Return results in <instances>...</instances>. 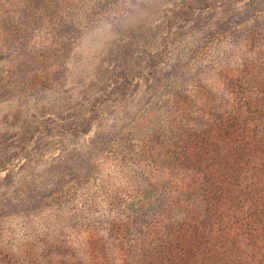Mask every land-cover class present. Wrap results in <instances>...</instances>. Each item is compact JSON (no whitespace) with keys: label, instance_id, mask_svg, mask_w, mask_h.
<instances>
[{"label":"rangeland","instance_id":"rangeland-1","mask_svg":"<svg viewBox=\"0 0 264 264\" xmlns=\"http://www.w3.org/2000/svg\"><path fill=\"white\" fill-rule=\"evenodd\" d=\"M255 105L264 0H0V264H264Z\"/></svg>","mask_w":264,"mask_h":264},{"label":"trees","instance_id":"trees-1","mask_svg":"<svg viewBox=\"0 0 264 264\" xmlns=\"http://www.w3.org/2000/svg\"><path fill=\"white\" fill-rule=\"evenodd\" d=\"M255 109L256 111L250 112L249 111V115L245 116L244 120H245V124L247 125H253L254 122L259 124L257 125L260 129V137L259 138H255L252 139L251 135V131H249L248 126H243L242 127V135L244 137V140L246 141L247 144V148L250 150V152L253 153V156L255 157V159H260L261 155H264V114H262L261 112L257 111L260 109V106L255 105ZM238 118H242L241 115ZM244 154V153H242ZM241 153L237 154L239 159H243L240 156H242ZM234 157V155H232ZM244 156L246 157L247 155L244 154ZM235 169L230 166L228 169V173L225 174L226 176H222L223 178H220L218 180H216L215 176L212 175V178L210 179L209 175H208V180L204 183V190H205V196L208 199V202H210L211 200H216L219 201V203L222 201L224 190L223 188H227L226 183L234 186L236 185V182L238 181L237 176L234 174L236 171H234ZM234 180V181H233ZM211 181V182H210ZM210 183L209 185L207 184ZM225 202V201H224ZM218 206V205H217ZM216 206V207H217ZM213 208V207H212ZM217 208H221L220 206H218ZM221 209H216V210H212V214L213 216L218 213ZM211 211L210 207H207L205 210V216L202 219V222L205 224V222L208 220L209 215L211 213H209ZM222 215H225L224 211L222 210L220 212ZM220 213H219V217H220ZM263 212H261L262 214ZM211 214V215H212ZM260 214V215H261ZM198 220V218H196ZM191 221V222H189ZM198 222L195 220L190 219L188 216L184 217L183 219H180L178 221V224H176L179 229V232L184 231L183 232V236L184 238L187 235V229H189L190 227H192L194 224H197ZM203 225V224H202ZM195 226V225H194ZM186 231V232H185ZM189 243V242H188ZM189 245V244H188ZM142 250V256L139 258L137 256H133L132 259H138V264H174V261H172L170 263L169 259H176L175 263L177 264H187L190 259L192 258L191 255H189L188 249H185L184 244H173L172 241H168V242H162V243H158V244H149V245H145L143 246ZM184 252V254H183ZM178 260V261H177ZM219 260V259H217ZM215 260V263H218V261ZM219 264H224V262H220Z\"/></svg>","mask_w":264,"mask_h":264}]
</instances>
